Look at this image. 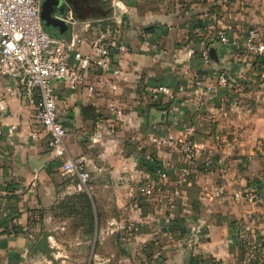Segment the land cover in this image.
Returning <instances> with one entry per match:
<instances>
[{
  "label": "crops",
  "instance_id": "0c3cea01",
  "mask_svg": "<svg viewBox=\"0 0 264 264\" xmlns=\"http://www.w3.org/2000/svg\"><path fill=\"white\" fill-rule=\"evenodd\" d=\"M235 1L87 0V14L76 15L68 7L62 19L67 29L53 33L67 38L72 19L105 18L113 6L121 15L120 29L131 51L120 57L122 72L114 89L94 97H70L68 87L56 81L54 95L58 121L67 131L68 157L86 163L91 176L88 188L97 212L98 206L115 207L118 214L113 221L122 225L133 221L139 229L135 238L154 240L146 252L155 256L145 264L169 259L171 264H181L187 254L190 264H241V222H247L264 240L261 67L255 65L258 71H251L255 83L261 80V87L221 88L216 96H203L187 86L171 102L163 99L141 106L140 100L144 87L166 84L177 90L179 83L188 80L187 69L202 67L200 52L213 43L207 42L208 34L196 20L207 14L219 15L221 3L238 7L239 2H246L248 6L241 7L244 13L233 11L227 20L236 26L245 22L240 19L245 17L246 22L262 25L264 31V0ZM224 50L229 52L221 47L223 58L227 55ZM109 105L137 111L141 120L134 125L111 122L114 110ZM155 110L166 111V119L152 122L150 115ZM36 112L16 79L0 75V264H52L42 253L33 254L32 248L44 230L56 229L57 204L64 191L80 188L77 178L62 172L66 157H56L44 139L29 137ZM97 123L110 128L102 140L86 142L84 134ZM190 127V139L200 148L193 163L181 160L173 148L159 149L150 143L140 147L151 133L187 137ZM160 167L166 170L169 183L163 193L145 200L138 188L155 179ZM180 170L186 173L174 207L177 228L168 234L164 231L163 196L172 192ZM249 191L259 199L250 200ZM103 232L100 225L99 236ZM181 245L184 248L180 249ZM70 248L56 246L54 258ZM57 264L69 263L62 259Z\"/></svg>",
  "mask_w": 264,
  "mask_h": 264
},
{
  "label": "built area",
  "instance_id": "2783aa9c",
  "mask_svg": "<svg viewBox=\"0 0 264 264\" xmlns=\"http://www.w3.org/2000/svg\"><path fill=\"white\" fill-rule=\"evenodd\" d=\"M43 1L0 0V75L16 79L26 102L36 108L35 122L29 137L34 141L44 139L46 147L56 157H66L62 172L77 178L80 185L88 190L91 176L86 163L80 158L68 157L65 143L67 131L58 121L54 82L64 83L70 97H94L96 94L109 93L122 72L120 57L129 53L131 47L122 35L121 15L115 6L105 18L72 19L70 34L64 38L53 35L44 28L41 20ZM196 23L204 31H212V42L218 41L221 47L228 50L230 42L223 27L219 24H204L202 19H197ZM84 46L88 47V51L83 50ZM244 46V58L253 59L261 67L260 77L264 79V31L258 27H250ZM200 59L202 67L187 69L188 80L179 83L177 90L166 84L144 87L140 94L141 106L161 103L163 99L171 102L187 86L191 90L200 91L199 95L203 96H216L221 88L230 91L232 87H238L230 73L213 68L207 46L201 50ZM109 108L114 110L111 122L134 125L142 117L137 111L130 113L112 105ZM108 129L104 124L97 123L93 130L84 134V140H102ZM186 133L187 137L169 132L151 133L146 141L140 142V147L150 143L159 149L173 148L181 160L193 163L200 148L197 142L189 139L193 135V128H188ZM156 173L155 179L138 188V194L145 200H150L156 193H163L169 183L166 170L160 167ZM185 173L180 170L174 180L172 192L163 196V204L166 206L164 231L168 234L177 228L174 207L185 181ZM32 183L35 184L34 181ZM247 197L250 200L259 199L253 191H249ZM239 226L241 264H264V240L251 230L247 222H241ZM128 228L131 229V226L128 225Z\"/></svg>",
  "mask_w": 264,
  "mask_h": 264
},
{
  "label": "rangeland",
  "instance_id": "374dc122",
  "mask_svg": "<svg viewBox=\"0 0 264 264\" xmlns=\"http://www.w3.org/2000/svg\"><path fill=\"white\" fill-rule=\"evenodd\" d=\"M232 1L234 2L235 0ZM229 2L218 5L217 11H219V15L217 13L211 16L207 14L202 16L201 19L204 21V24L211 23L218 25L220 23L219 26L224 28L230 42L228 50L232 52L231 54L224 50V53L227 55L223 59L228 63V68L224 71L234 76L238 87H249L251 85L261 87L259 86L260 78L258 79L260 81L255 83L251 76L253 71H258L255 68L256 64L253 62V59L244 58L243 50L248 29L250 27H258L263 31L262 25L256 22H246L245 17H240L245 22H240L241 25L234 26L233 22L227 20V18L231 17L230 14L233 11L242 10L241 12L244 13L241 7L246 8L248 4L246 2H239L238 7L240 8H238L237 5L234 6ZM202 31L209 35L206 39L208 43L217 42H212L214 41L212 31L210 33ZM236 62L240 63V65H236ZM249 79L252 80L249 81ZM190 140L192 141V139ZM79 187V190H74L71 187L69 190L64 191L60 199L63 204L60 210L62 213L60 214L59 211L58 217L56 216L57 227L54 229L56 237H50V245L71 248L65 251L64 255H60L56 259H65L69 264H145L148 260L152 261L155 255L146 252V248L154 244V240L135 238V233H139V229L135 227L133 221H127L123 225L113 221L116 219V214H118V210L115 207L108 205L98 206L100 210H98V218L97 216L95 217L93 231H89L88 208L80 197V194L86 192L91 197L90 190L89 188L88 190L84 189L81 185ZM100 225L103 226L104 232L99 236ZM128 225L131 226V229L128 228ZM171 241L173 240L171 239ZM163 245H166V243L164 242ZM179 248H184V245L179 246ZM158 258L160 257H154V260ZM160 262L162 264L172 263L171 259L166 262Z\"/></svg>",
  "mask_w": 264,
  "mask_h": 264
},
{
  "label": "water",
  "instance_id": "95a60500",
  "mask_svg": "<svg viewBox=\"0 0 264 264\" xmlns=\"http://www.w3.org/2000/svg\"><path fill=\"white\" fill-rule=\"evenodd\" d=\"M70 7L72 10L77 9V1L73 0H44L41 4V20L45 29L54 34H60L61 29H67L63 22V17L66 9ZM208 57L215 70H227L228 63L222 57L221 45L217 41L208 47ZM166 111L155 110L151 113L150 119L154 121L165 120ZM56 237L55 230L46 229L42 232L39 239L35 242L32 253H42L51 261L52 264H57L58 259L54 258L53 253L57 252L56 247L50 245L49 238ZM188 254L184 256L181 264H190Z\"/></svg>",
  "mask_w": 264,
  "mask_h": 264
},
{
  "label": "trees",
  "instance_id": "16d2710c",
  "mask_svg": "<svg viewBox=\"0 0 264 264\" xmlns=\"http://www.w3.org/2000/svg\"><path fill=\"white\" fill-rule=\"evenodd\" d=\"M80 197L83 199V201L85 202L86 207L88 208L89 231L92 232L93 231V227H94L95 217L97 216V218H98L97 209H96V207L94 205L92 197H90L88 195V193L83 192V193L80 194ZM92 204L94 205V209H93V205ZM62 206H63L62 201H59L58 204H57L58 210H61ZM61 213L62 212L60 211V214Z\"/></svg>",
  "mask_w": 264,
  "mask_h": 264
},
{
  "label": "flooded vegetation",
  "instance_id": "af4514ba",
  "mask_svg": "<svg viewBox=\"0 0 264 264\" xmlns=\"http://www.w3.org/2000/svg\"><path fill=\"white\" fill-rule=\"evenodd\" d=\"M77 1V9L73 10L76 15H85L87 14V0H73Z\"/></svg>",
  "mask_w": 264,
  "mask_h": 264
}]
</instances>
